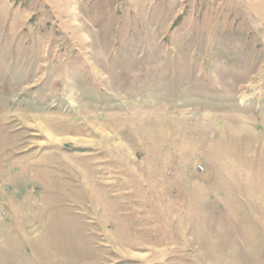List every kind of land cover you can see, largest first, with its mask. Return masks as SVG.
<instances>
[{
	"label": "rangeland",
	"instance_id": "1",
	"mask_svg": "<svg viewBox=\"0 0 264 264\" xmlns=\"http://www.w3.org/2000/svg\"><path fill=\"white\" fill-rule=\"evenodd\" d=\"M0 264H264V0H0Z\"/></svg>",
	"mask_w": 264,
	"mask_h": 264
}]
</instances>
